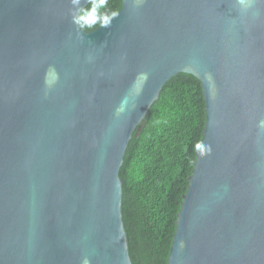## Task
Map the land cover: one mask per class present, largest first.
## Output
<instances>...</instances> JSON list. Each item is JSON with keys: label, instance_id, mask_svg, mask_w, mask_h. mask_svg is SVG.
<instances>
[{"label": "water", "instance_id": "1", "mask_svg": "<svg viewBox=\"0 0 264 264\" xmlns=\"http://www.w3.org/2000/svg\"><path fill=\"white\" fill-rule=\"evenodd\" d=\"M236 4L121 0L81 32L70 0H0V264H132L119 169L178 72L205 120L167 264H264V0Z\"/></svg>", "mask_w": 264, "mask_h": 264}, {"label": "trees", "instance_id": "2", "mask_svg": "<svg viewBox=\"0 0 264 264\" xmlns=\"http://www.w3.org/2000/svg\"><path fill=\"white\" fill-rule=\"evenodd\" d=\"M121 0H109L117 11ZM205 120L201 83L178 72L163 84L123 155L121 214L132 264H167L182 194Z\"/></svg>", "mask_w": 264, "mask_h": 264}, {"label": "clouds", "instance_id": "3", "mask_svg": "<svg viewBox=\"0 0 264 264\" xmlns=\"http://www.w3.org/2000/svg\"><path fill=\"white\" fill-rule=\"evenodd\" d=\"M69 14L71 22L81 32L93 31L97 28H108L112 20L118 16L116 11L109 9V0H70ZM254 0H237L242 13H246L253 5ZM210 151V146H209Z\"/></svg>", "mask_w": 264, "mask_h": 264}]
</instances>
